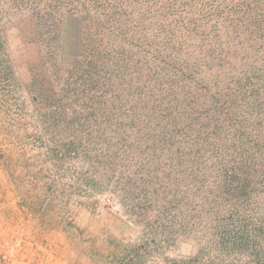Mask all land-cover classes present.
Instances as JSON below:
<instances>
[{
  "label": "rangeland",
  "instance_id": "374dc122",
  "mask_svg": "<svg viewBox=\"0 0 264 264\" xmlns=\"http://www.w3.org/2000/svg\"><path fill=\"white\" fill-rule=\"evenodd\" d=\"M258 6L264 20V0H0V264H183L214 239L203 192L224 168L244 167L264 200V47L250 50L242 28ZM81 52L110 56L95 94L73 91L81 74L61 63ZM45 83L82 118L85 144L64 159ZM240 87L223 128L155 131L182 112L173 92L205 103L191 113L199 129L228 109L211 97ZM118 133L138 148L120 143L123 163Z\"/></svg>",
  "mask_w": 264,
  "mask_h": 264
},
{
  "label": "trees",
  "instance_id": "16d2710c",
  "mask_svg": "<svg viewBox=\"0 0 264 264\" xmlns=\"http://www.w3.org/2000/svg\"><path fill=\"white\" fill-rule=\"evenodd\" d=\"M258 9H261L260 6L255 7V10L251 11V14L255 13L256 15H248L245 20L246 22H244V25L242 27L244 30V34L253 38V45H251V47L249 48L250 50L258 47L259 44L262 45V47L259 49H263L264 47V20L263 15H257L258 13L256 12ZM61 58L63 67L66 66L65 69L77 71L79 74H81L79 79L82 80L74 84L75 87L73 91H77L78 88L82 87L84 93H86V91H90L92 93L98 92L97 82L99 80L95 79V77H92V74L99 72L98 67H100V65L107 64L108 59L110 58L109 55L102 52L92 53L91 55L81 52V54L79 53L78 55L71 57V55L69 54L66 58L65 63L63 60V56ZM256 64H258V61L256 62ZM59 71L61 70L59 69ZM124 71H126V67L124 68ZM107 84L112 85V83L108 82ZM247 85H249L248 81H246L242 87H245ZM43 86L44 87H41L40 90V97L43 98V100H41V105L44 109L49 111L47 115H45V118L47 120L45 119L44 123L48 126V129L52 131L54 130L55 135L58 138L57 141L54 142V145L58 147V150L55 151L57 154L56 156H63L64 159L65 155L67 154L78 153L80 149H82V146L85 144L84 129L81 123L82 118L79 117L80 115L78 112L76 113L75 111H72L71 108L64 107L62 105V103L65 102H63L62 98H57L58 93L55 92L53 86H51L49 83H45L43 84ZM242 87H240L237 92L235 91L233 93H230L228 90L222 89L221 91H219V93H217V96L213 95L211 97V100H213L212 105H216L215 102L220 99H224L228 104V109L226 113H224V115L218 113L217 109L212 111L206 118V123L204 124V126L199 129H195L197 123L195 119L191 118V115L193 114V107L198 106V104L205 103L197 102L192 105L186 104V100L182 99L180 92H173V99L170 101L173 111L181 110L182 112L181 114H178L179 117L175 120V122H170V118H165V125L163 127H157L155 131L162 134V132L159 130L164 129V127L167 128V124L169 123L174 128L181 126L183 129L191 132L194 136H201L202 131L207 128H213V130L215 131L216 129L218 130L220 128H223L224 124L226 123V119H228L229 116L235 117V109H237L238 107H236L234 103V98L235 96L243 95ZM249 103L250 101L247 99L245 101V104L248 105ZM99 112L101 111L99 110ZM102 113L103 112H101V114ZM87 119H89V116ZM149 119L151 121V116L149 117ZM107 120L109 121L108 125H111L110 127H113V119L109 118ZM74 126H77L79 128V130H77L75 134L70 131V127ZM80 127L82 128V131ZM98 130L102 132L110 129L103 128V126L99 125ZM117 136L119 139H116V137L115 139L117 140L116 144L119 147L116 153L118 154L120 163H123V161L126 160V158L124 157V153H132V150H136L138 148L128 144V141L130 139H128V137L125 136L124 133H118ZM215 139L216 137H214L212 140ZM204 141L205 142L203 144L209 143V139H206ZM120 143L128 144L125 152H122V159L120 156ZM223 162L236 163V161H232L231 159H229L228 161L223 160ZM224 170L226 174L225 177L222 179L219 178L218 180L213 182L211 186L203 192L207 201V206L214 209L211 219V221L216 224L214 239L212 240V243L208 244V250H206V254L201 255L197 251L195 257L187 258V260L183 264H217L215 260L218 262L222 261L224 263L228 262V264H244L242 261H240V258L247 260V263L245 264H264L263 197L253 195L257 183H255L252 179L248 180L245 177L242 178L247 172L244 167L239 168L237 166H232L226 167L224 168ZM77 183L82 187H89L88 183L85 181H78ZM61 186L63 187L64 185L61 184ZM142 190L144 189H141V192ZM58 191L61 194L65 193V191L62 188L60 189L59 187ZM170 191L171 190L169 189V191H167V194H170ZM226 216L230 218L226 219L229 221H225ZM229 223H231L233 226H229ZM234 257L238 258L236 259ZM234 259H236V262L234 261Z\"/></svg>",
  "mask_w": 264,
  "mask_h": 264
}]
</instances>
